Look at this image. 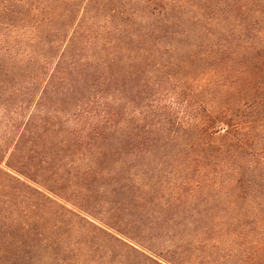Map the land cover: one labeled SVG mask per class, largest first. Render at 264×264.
<instances>
[{
  "label": "trees",
  "instance_id": "obj_1",
  "mask_svg": "<svg viewBox=\"0 0 264 264\" xmlns=\"http://www.w3.org/2000/svg\"><path fill=\"white\" fill-rule=\"evenodd\" d=\"M0 264H264V0H0Z\"/></svg>",
  "mask_w": 264,
  "mask_h": 264
},
{
  "label": "rangeland",
  "instance_id": "obj_2",
  "mask_svg": "<svg viewBox=\"0 0 264 264\" xmlns=\"http://www.w3.org/2000/svg\"><path fill=\"white\" fill-rule=\"evenodd\" d=\"M108 93L109 95L112 94L111 92ZM124 124H127V122H125ZM119 148L121 151L120 155L108 159L106 161L100 162L101 170L106 168H113L117 165L115 164L117 162L127 163V157L125 155V153H127V147L124 139H121ZM121 165L122 167L119 168L117 171L118 176L115 177L110 175H102L95 179V181L90 186L92 190L95 191L94 196H78L79 194H81L78 189L73 187V185L65 184L67 196L61 197L76 202L81 199L90 198V202L87 205H84V208L82 207L87 214L96 215L97 217H104L106 215L110 216V224H112L115 229L119 230V232H126L125 234H127V232L132 230V227L129 222V217H127V198H129L130 196H137L138 192H136V184H134L133 182L127 183V180L125 181L122 180V178H119L123 175L127 176V165ZM130 190L136 193H129ZM157 195L164 196V191H158ZM129 208L130 207H128V209Z\"/></svg>",
  "mask_w": 264,
  "mask_h": 264
}]
</instances>
